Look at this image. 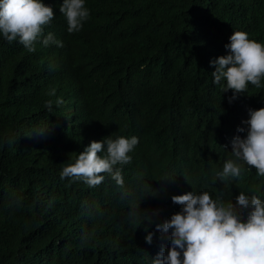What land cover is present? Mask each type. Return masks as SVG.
I'll return each instance as SVG.
<instances>
[{
    "label": "trees",
    "instance_id": "trees-1",
    "mask_svg": "<svg viewBox=\"0 0 264 264\" xmlns=\"http://www.w3.org/2000/svg\"><path fill=\"white\" fill-rule=\"evenodd\" d=\"M42 2L55 15L34 52L0 34V264H152L170 243L155 225L179 205L172 192L264 200L255 168L222 183L215 165L246 135L237 128H247L248 109L264 107V79L229 102L210 64L233 31L264 43V0H85L89 18L73 33L63 0ZM48 33L63 46H44ZM107 136L138 138L131 162L114 166L122 186L61 178ZM162 174L183 178L154 186Z\"/></svg>",
    "mask_w": 264,
    "mask_h": 264
},
{
    "label": "clouds",
    "instance_id": "clouds-1",
    "mask_svg": "<svg viewBox=\"0 0 264 264\" xmlns=\"http://www.w3.org/2000/svg\"><path fill=\"white\" fill-rule=\"evenodd\" d=\"M59 12L66 18L69 33L80 31L90 15L85 0H63ZM54 15L53 9L42 0H0V34L9 43L18 41L28 52H34L44 26ZM228 39L229 43L224 46L227 54L216 57L210 64L215 66L213 83L226 81L221 85L222 92L232 90L231 102L235 94L247 92L249 84L262 87L264 43L250 39L248 33L239 30L233 31ZM42 43L63 46L52 33ZM46 107L51 109V102ZM242 123L247 128L238 127L237 132H246V135L232 138V158L215 162L218 170L223 165L222 171L216 173L222 183L240 178L245 166L255 168L257 175L264 177V107L248 109V118ZM137 143L135 136L93 140L73 163L62 168L61 178L83 179L89 186L104 185L112 178L115 186H122L121 170L114 166L130 163L129 153ZM182 178V174H174L170 183L162 174L154 186H177ZM190 190L183 188L170 194L169 202L179 205L169 206L168 212L162 215L170 219L164 217L155 225L162 235L170 236V243L166 252L161 247L152 264H264V200L241 192L235 202H224L221 196L213 199L207 191L187 192ZM154 214L145 212L144 220L151 224ZM152 239L153 234L149 232L145 240L151 244Z\"/></svg>",
    "mask_w": 264,
    "mask_h": 264
}]
</instances>
